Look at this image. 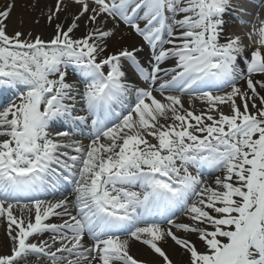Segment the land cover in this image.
<instances>
[{
	"label": "snow or ice",
	"instance_id": "obj_1",
	"mask_svg": "<svg viewBox=\"0 0 264 264\" xmlns=\"http://www.w3.org/2000/svg\"><path fill=\"white\" fill-rule=\"evenodd\" d=\"M71 4L40 9L48 38L0 7V264H174L169 239L188 264H264V22L250 49L226 33L246 23L233 0ZM121 23L142 46L109 51Z\"/></svg>",
	"mask_w": 264,
	"mask_h": 264
},
{
	"label": "bare ground",
	"instance_id": "obj_2",
	"mask_svg": "<svg viewBox=\"0 0 264 264\" xmlns=\"http://www.w3.org/2000/svg\"><path fill=\"white\" fill-rule=\"evenodd\" d=\"M52 1V0H51ZM247 1V5L246 7L248 8V10L253 13L254 15L258 16H264V0H259V2H257V0H246ZM36 3V0H15V8L13 9L12 15L10 20L8 21V31L11 34L14 30H22V31H32L33 34H41L44 38H48L51 33H52V28L50 26L47 25L46 21L43 18H40L39 23H33V19L39 16V10L36 11L33 10L31 8V4ZM52 3H54V1H52ZM67 4H69L71 7H74V5H72L69 2H65ZM2 4V3H0ZM39 4L42 5H48V0H39ZM4 5V4H3ZM2 5V6H3ZM254 5L255 6V10L251 9L249 6ZM241 17V16H239ZM242 18V17H241ZM244 21H246V23H239V22H230L227 26H226V31H229L230 35H238L242 38L243 40H247L250 41V43L254 46V42H256L258 39H255L254 36L257 35L256 34V30H258L261 25L260 23H254L253 20L247 19V18H242ZM21 20L23 21L22 27H21ZM113 23V21L109 20L108 21V25L111 26ZM12 29V30H9ZM81 29H83V22H81ZM12 31V32H11ZM119 33L122 34V38L119 39H113L112 41L109 42V51H112L114 49H116L118 46H142L143 44L140 42L142 41L141 39H139L136 35L135 32H133L130 28L126 27L125 25H123L122 23L120 24V28H119ZM249 33H253L251 39H249L248 34ZM79 34V33H78ZM253 41V42H251ZM244 43V42H243ZM147 50L145 49V54L146 56L144 57V59L142 60V62L146 63L147 62ZM171 63V62H169ZM124 70L126 71L127 75L130 74V69L127 68L124 65ZM69 78H72L71 75H69ZM142 82V86L144 85V82ZM137 84V83H136ZM139 85V84H137ZM188 96H184L183 100L185 102V107H189L190 105L188 104ZM7 100H5L3 102V104H5ZM198 106V110L200 108L203 109L205 106L202 104V102L200 101H194L191 104V108L193 109L194 107ZM225 111H228V108L225 107L224 108ZM211 173V174H210ZM210 173H203V179L205 180H209L211 181L212 179H214L215 175L217 173L211 171ZM65 194H67V191L65 192ZM178 219L183 220L184 217L182 216V214H180L178 217ZM191 239L193 240V242L197 245L198 248H200L201 250H203L204 245L201 241H199L198 237H196L195 235L191 237ZM5 240V235H4V229L3 227H0V241H4ZM167 251L168 254L170 255V258L174 261V264H188V254L183 251L182 249H180L178 246H176L174 244V242H172L170 239L167 241V243H165L163 245ZM132 254L139 258L142 259L144 261H154L157 260L158 257H156L154 254L151 253V251L144 246L143 244L139 243V242H135L132 245ZM41 261L40 258H36L33 256H30L28 258V263H37Z\"/></svg>",
	"mask_w": 264,
	"mask_h": 264
},
{
	"label": "rangeland",
	"instance_id": "obj_3",
	"mask_svg": "<svg viewBox=\"0 0 264 264\" xmlns=\"http://www.w3.org/2000/svg\"><path fill=\"white\" fill-rule=\"evenodd\" d=\"M52 1H54V0H52ZM52 1L51 0H48V4H52ZM0 3H2V4H0V7H2V5L4 4V3H6V0H0ZM32 5V4H31ZM75 7V6H74ZM41 8H44V11L46 12L47 11V8L45 7V5H42V4H39L38 3V5H37V7H36V11L37 10H39V12H40V9ZM35 19V18H34ZM34 19H33V23H35L34 22ZM257 21L258 22H260L261 23V18H259V19H257ZM263 22H264V18H263ZM37 24V23H36ZM9 30H12V29H9ZM12 32V31H11ZM242 42H244V44L246 45V46H248L250 49H254L256 46H257V44H256V42H254V46L250 43V41H247V40H243ZM198 108V106L196 107H194L193 109L198 113V112H200L201 110H200V108H199V110L197 109ZM36 257H38V258H42V257H40V256H36ZM28 263V262H27ZM38 264H48V262L47 261H45V260H41V261H39V263Z\"/></svg>",
	"mask_w": 264,
	"mask_h": 264
}]
</instances>
